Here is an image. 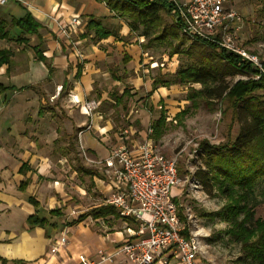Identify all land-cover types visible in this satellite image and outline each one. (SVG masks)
I'll list each match as a JSON object with an SVG mask.
<instances>
[{"label": "crops", "instance_id": "crops-1", "mask_svg": "<svg viewBox=\"0 0 264 264\" xmlns=\"http://www.w3.org/2000/svg\"><path fill=\"white\" fill-rule=\"evenodd\" d=\"M28 11L43 25L38 33L23 34L10 24ZM73 16L80 19L72 36L84 55L81 62L66 38L59 37L56 31V18ZM92 17L112 34L98 39L94 31L88 32ZM0 20L9 23V36L0 39V49L11 51L10 61L0 67V257L7 260L6 264H76L79 254L95 258L100 247L111 251L135 236L136 230L127 226L125 234L105 226L106 231L100 234L80 222L66 227L70 241L66 248L70 251L53 254L52 241L62 230L32 227L28 218L36 213L50 218L49 211H63L62 206L73 198L67 183H72L78 173L73 168L77 163L74 149L80 146L81 158L98 164L93 161L105 159L110 147L119 144H112L117 137L116 133L111 134L116 126L114 111L106 113L102 107L106 101L115 103L112 94H122L127 88L125 83L131 84V93L139 96L151 88L150 70L144 67L152 60L149 50L124 40L130 29L104 0H8L0 4ZM35 47L44 50L53 71L38 60ZM78 63H82L79 75ZM169 93L166 88H159L150 98L156 104L162 97L167 101ZM87 99L100 104L93 115H87L82 108ZM134 114L141 132L158 118L144 107ZM66 134H73V139L68 140ZM23 165L27 169L21 171ZM25 181L29 183L23 189L21 183ZM106 185L104 191L111 193L113 183ZM31 196L40 202L38 208L30 203ZM56 218L50 219L58 223ZM173 256L178 260L168 253L167 264H173Z\"/></svg>", "mask_w": 264, "mask_h": 264}, {"label": "rangeland", "instance_id": "rangeland-1", "mask_svg": "<svg viewBox=\"0 0 264 264\" xmlns=\"http://www.w3.org/2000/svg\"><path fill=\"white\" fill-rule=\"evenodd\" d=\"M227 6L230 10L237 12L241 18L232 24V29L229 31L233 36L234 46L246 53L245 55L240 54L244 59L252 61L264 71L262 64L264 63V0H229ZM118 15H121L120 18L125 26L130 29L129 35L124 37V40L130 45L139 46H142V44L147 45L148 41L160 35L164 28H167L168 33H170L175 21L173 14L163 12V22L158 27L151 29L149 37H145L143 35L145 29L143 25L138 30H133L130 26L131 19L119 13ZM196 40L198 39L185 35L181 29L176 37L168 34L165 38L154 39L149 43L150 46L148 48H144L149 50V55L152 58L144 65L150 70L149 83L151 82V88L143 91V96H139L131 93V84L125 83L127 88H124L123 91L128 89L130 95H126L120 104L106 101L102 109L106 113L111 111L113 113L114 111L112 117L116 119V126L111 134L116 133L117 137L112 144H117L120 143L119 141L124 140L120 137V132L124 128L132 127L133 130H137L135 135L130 134L132 138H143L147 135L148 129L141 132L139 126L135 125L134 111L138 108L144 107L157 114L158 118L153 122L165 115L161 136L156 138L153 131L151 138L160 152L167 157H176L178 160L180 182L173 188L172 193L174 198H176L177 207H181V213L186 218V222L185 220L182 221L188 225L192 232L191 235L196 236L201 243L202 252L200 258L202 263L242 264L240 260L243 255L242 244L233 242L230 239L226 233L229 228L228 223L220 218L211 219L207 216V213L221 210L228 203V198L218 192L209 195L193 178L194 172L202 164L198 155L201 142L209 141L212 144H219L226 141L229 136H235L239 131V125L233 120L230 105L225 100L219 99L201 97H195L193 100L189 99L188 94H193L194 90L202 87L200 83H173L169 86L162 84L155 86L154 84L155 79L160 76L165 80L171 79L182 63L192 61L195 58L194 55H188L187 53L172 54L171 52L178 46L181 50L190 51L193 49L196 52L195 55H197V52L202 48L198 49L195 46L194 42ZM60 44L63 47L66 45L63 40H61ZM77 58L79 59L78 62H81L82 58L78 56ZM141 63L143 62L141 61ZM144 67L140 69L143 70ZM140 74L143 75L144 73L140 71ZM251 78H259V76H249L240 72L236 75L228 76L226 81L230 84H235L238 80ZM159 88H166L170 93L166 96L167 101H164L163 98L165 97L161 96L162 98L154 104L150 95ZM183 111L186 113L179 116ZM150 126L153 127L152 125ZM72 135L66 134V138L69 137L70 139L68 138V140H71L73 139ZM96 138L99 140L100 136L97 134ZM80 153V146H78L74 149L73 154L77 158V163L73 168L78 173L74 180H70L72 183H67V187L70 188H68V192L71 194L73 191V198L67 202V205L62 206V216L56 218L59 225L63 224L62 231L67 229L69 221L74 218L91 212L96 207L107 205L106 199L110 195V192L104 191L107 186L106 183H110L111 179L106 174L103 164L85 162V159L81 158L82 155ZM80 165L87 167L91 174L81 173ZM100 178L104 180L102 181ZM257 197L260 203L255 208V218L264 220V195L261 188L257 189ZM117 211L119 212V210ZM119 215L121 216L120 212ZM129 218L132 217L121 216L117 219L110 218V220H106L102 217L94 218L89 216L81 225L85 224L87 228L100 234L106 231L105 226L115 228L114 231H123L126 234L127 226L134 228V224L129 221ZM55 232H60V230L57 229ZM71 235L72 230L70 240L73 241ZM68 251H70L69 248L68 250L66 248V252ZM173 264H179V261L174 256Z\"/></svg>", "mask_w": 264, "mask_h": 264}, {"label": "trees", "instance_id": "trees-1", "mask_svg": "<svg viewBox=\"0 0 264 264\" xmlns=\"http://www.w3.org/2000/svg\"><path fill=\"white\" fill-rule=\"evenodd\" d=\"M107 5L116 13L127 16L131 19L130 26L138 30L141 25L145 27L143 35L149 37L152 28L158 27L162 22L163 12L171 13L174 3L170 0H104ZM117 13V14H118ZM121 16V15H120ZM20 28L23 34L38 33L43 25L38 22L28 11L20 19H13L10 23ZM9 23L0 20V39L8 38L6 30ZM181 29L179 22H173L170 33L164 28L160 35L154 39L165 38L168 34L177 36ZM94 31L98 39L107 38L112 32L106 29L100 20L91 18L88 22V32ZM27 41V38H21ZM154 39L148 44H142L148 48ZM195 46L202 48L195 55V50L179 49L176 46L173 53H187L194 55L192 61L182 63L171 79L165 80L162 76L155 79V86L162 84L169 86L173 83H200L202 87L188 94L189 99L195 97L225 100L232 110L234 122L239 125V131L235 136H229L226 141L219 144H212L203 141L199 147V159L202 164L194 172L193 178L209 194L215 192L228 198V203L219 211L207 213L211 219L220 218L228 223L226 233L233 242L242 244L243 255L240 257L242 264H264V220L255 218V208L260 201L257 197V189L261 188L264 195V71L240 54L230 51L216 42L209 40H196ZM193 48V47H191ZM38 60L44 61L50 71H53L49 58L44 55L41 47H35ZM11 51L0 49V67L10 61ZM263 68H264V63ZM82 63H78V74L81 72ZM245 73L249 76L258 75L259 78L238 80L235 84L226 81L228 76L238 73ZM130 91L125 89L122 94H112L115 104H120ZM114 104V105H115ZM43 108L41 112H43ZM186 112H182V116ZM165 122V115L152 123L154 136H161ZM81 164V163H80ZM25 165L21 171L26 170ZM81 173L91 174L89 169L80 165ZM29 181L22 182L23 189ZM175 202L176 198H174ZM36 208L40 202L34 197L29 198ZM179 208V216L182 220L186 218ZM63 212L60 208L49 211L51 217H60ZM120 218L116 207L110 204L96 207L91 212L80 215L69 221L68 226L83 222L87 217ZM46 216L38 213L29 216L30 226L52 227L53 230H60L63 224L52 222ZM134 224V229L139 228V223L134 218H129ZM189 237V230L185 233ZM3 264L7 260L2 259ZM22 262L16 261L15 264Z\"/></svg>", "mask_w": 264, "mask_h": 264}, {"label": "built area", "instance_id": "built-area-1", "mask_svg": "<svg viewBox=\"0 0 264 264\" xmlns=\"http://www.w3.org/2000/svg\"><path fill=\"white\" fill-rule=\"evenodd\" d=\"M7 1L0 0V4ZM170 1L175 5L172 14L185 35L213 41L230 51L246 54L234 46L233 36L229 33L232 24L241 19L237 12L228 8L229 0ZM55 23L58 35L66 38L76 55L83 58L79 42L72 36V31L80 24L79 17L56 18ZM99 105L97 100L87 99L82 108L87 115H93ZM152 132L153 128L149 127L145 137L132 138L130 134L135 135L137 130L124 128L120 132L124 140L111 146L105 159L93 161L103 164L113 183L107 204L115 206L122 217H132L139 223L135 236L111 251L98 248L95 258L79 254L76 264H167L169 252L178 258L180 264H203L201 243L180 218L172 193L180 182L178 160L157 149L151 138ZM187 230L189 237L184 234ZM68 234L65 229L52 241L53 254L65 251L69 244Z\"/></svg>", "mask_w": 264, "mask_h": 264}]
</instances>
